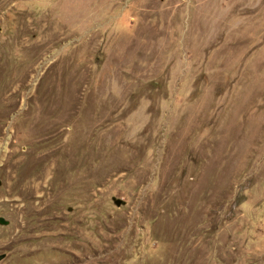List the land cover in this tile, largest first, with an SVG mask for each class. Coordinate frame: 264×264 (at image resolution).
I'll use <instances>...</instances> for the list:
<instances>
[{
  "label": "rangeland",
  "instance_id": "obj_1",
  "mask_svg": "<svg viewBox=\"0 0 264 264\" xmlns=\"http://www.w3.org/2000/svg\"><path fill=\"white\" fill-rule=\"evenodd\" d=\"M0 264H264V0H0Z\"/></svg>",
  "mask_w": 264,
  "mask_h": 264
},
{
  "label": "water",
  "instance_id": "obj_2",
  "mask_svg": "<svg viewBox=\"0 0 264 264\" xmlns=\"http://www.w3.org/2000/svg\"><path fill=\"white\" fill-rule=\"evenodd\" d=\"M0 222L6 223V220L4 217H0ZM5 256L3 254L0 255V260H2Z\"/></svg>",
  "mask_w": 264,
  "mask_h": 264
}]
</instances>
